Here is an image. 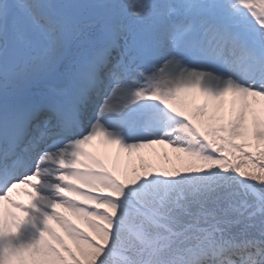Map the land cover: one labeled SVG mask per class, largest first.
<instances>
[{
	"label": "snow or ice",
	"instance_id": "obj_1",
	"mask_svg": "<svg viewBox=\"0 0 264 264\" xmlns=\"http://www.w3.org/2000/svg\"><path fill=\"white\" fill-rule=\"evenodd\" d=\"M0 201V264H264V0H0Z\"/></svg>",
	"mask_w": 264,
	"mask_h": 264
},
{
	"label": "rangeland",
	"instance_id": "obj_2",
	"mask_svg": "<svg viewBox=\"0 0 264 264\" xmlns=\"http://www.w3.org/2000/svg\"><path fill=\"white\" fill-rule=\"evenodd\" d=\"M157 147H158V144H153V145L142 147L140 149L132 150L131 153L120 150V155L121 156L118 154V157H119V160H120V159L124 158L125 156H127L128 154H138L139 152L147 154V153L155 151ZM120 163L123 164V161H120Z\"/></svg>",
	"mask_w": 264,
	"mask_h": 264
}]
</instances>
